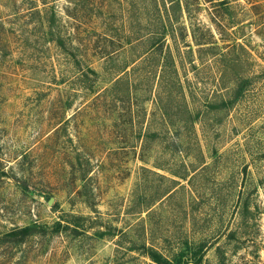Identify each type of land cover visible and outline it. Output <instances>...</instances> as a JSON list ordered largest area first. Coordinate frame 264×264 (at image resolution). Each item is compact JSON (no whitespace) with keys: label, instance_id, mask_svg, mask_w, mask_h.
Here are the masks:
<instances>
[{"label":"rangeland","instance_id":"1","mask_svg":"<svg viewBox=\"0 0 264 264\" xmlns=\"http://www.w3.org/2000/svg\"><path fill=\"white\" fill-rule=\"evenodd\" d=\"M144 246L264 264V0H0V264Z\"/></svg>","mask_w":264,"mask_h":264},{"label":"trees","instance_id":"2","mask_svg":"<svg viewBox=\"0 0 264 264\" xmlns=\"http://www.w3.org/2000/svg\"><path fill=\"white\" fill-rule=\"evenodd\" d=\"M87 67V70L92 72V73H95V70L91 67ZM185 176L182 175V176H178V178H184ZM246 202H248V199L246 200ZM28 229V227H23L21 228V233H26L25 231ZM18 233V232H17ZM12 234H14V232H12ZM16 234V232H15ZM144 250L147 254V256L155 262V264H186L182 258V253H180L179 255L177 256H172L171 258H167L163 255H161L160 253L156 252L155 249H153L152 247L148 246V247H145L144 246ZM194 263L195 264H200V257L198 258H195L194 259Z\"/></svg>","mask_w":264,"mask_h":264}]
</instances>
